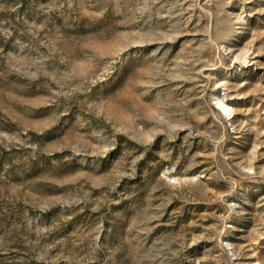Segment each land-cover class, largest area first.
<instances>
[{"label":"rangeland","instance_id":"374dc122","mask_svg":"<svg viewBox=\"0 0 264 264\" xmlns=\"http://www.w3.org/2000/svg\"><path fill=\"white\" fill-rule=\"evenodd\" d=\"M0 264H264V0H0Z\"/></svg>","mask_w":264,"mask_h":264}]
</instances>
